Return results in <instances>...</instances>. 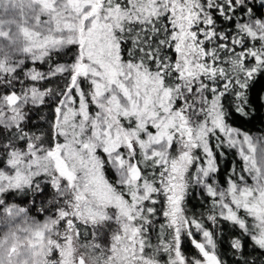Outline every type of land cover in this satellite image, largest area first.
<instances>
[{
  "label": "snow or ice",
  "instance_id": "1",
  "mask_svg": "<svg viewBox=\"0 0 264 264\" xmlns=\"http://www.w3.org/2000/svg\"><path fill=\"white\" fill-rule=\"evenodd\" d=\"M262 79L264 0H0V264H264Z\"/></svg>",
  "mask_w": 264,
  "mask_h": 264
},
{
  "label": "trees",
  "instance_id": "2",
  "mask_svg": "<svg viewBox=\"0 0 264 264\" xmlns=\"http://www.w3.org/2000/svg\"><path fill=\"white\" fill-rule=\"evenodd\" d=\"M16 15L14 12H8L5 14L4 18L8 19L9 17H12ZM262 89H264V79L260 80V82L256 85L255 91L259 93ZM232 123L234 126L240 127L242 130L249 131L252 135L258 136L261 134H264V107H262L259 103L255 106L254 113L247 119L241 118L239 116H234L232 119ZM219 164H220V172H219V178L220 182L223 184L225 181L226 176L229 174V170L231 168H236L237 171L240 170L241 167V161L236 155L234 150H227L226 155L223 158H218ZM9 199L14 201L17 205L25 206L28 208L30 214L32 217L39 221H43L44 219H47V215L44 213H41L36 210V208L29 202V197L24 196H16V195H9ZM200 204V201L198 199H193L189 203V207L193 208L194 211L199 212L202 209L198 206ZM196 206V207H193ZM158 212L157 215L159 216V210L160 205H156ZM163 222V217L161 216L157 221L156 224L159 225ZM221 230L223 231L225 236H232L236 233V230L232 228L231 225L227 223H223L221 225ZM151 236L153 239V242L156 240V229L151 230ZM185 249L188 252L192 251L191 245L185 244ZM223 249L225 252H227L228 245L225 244L223 246ZM261 254L258 252L257 257L260 258ZM226 261H228V264H235V260L230 252L224 257Z\"/></svg>",
  "mask_w": 264,
  "mask_h": 264
},
{
  "label": "rangeland",
  "instance_id": "3",
  "mask_svg": "<svg viewBox=\"0 0 264 264\" xmlns=\"http://www.w3.org/2000/svg\"><path fill=\"white\" fill-rule=\"evenodd\" d=\"M41 222H42V221H41ZM2 231H3V227L0 226V232H2ZM78 248H79V245H77L76 248L73 249V254L76 253V251L78 250ZM38 258H39V255H38Z\"/></svg>",
  "mask_w": 264,
  "mask_h": 264
}]
</instances>
